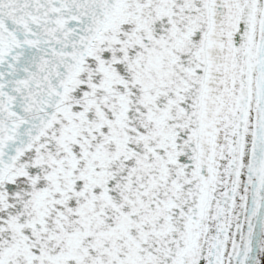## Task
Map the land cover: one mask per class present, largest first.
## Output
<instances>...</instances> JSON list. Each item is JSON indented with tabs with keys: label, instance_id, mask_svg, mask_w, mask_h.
Segmentation results:
<instances>
[{
	"label": "snow or ice",
	"instance_id": "6c2138e0",
	"mask_svg": "<svg viewBox=\"0 0 264 264\" xmlns=\"http://www.w3.org/2000/svg\"><path fill=\"white\" fill-rule=\"evenodd\" d=\"M0 264H264V0H0Z\"/></svg>",
	"mask_w": 264,
	"mask_h": 264
}]
</instances>
